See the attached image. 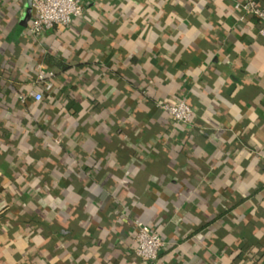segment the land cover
<instances>
[{
	"label": "crops",
	"instance_id": "0c3cea01",
	"mask_svg": "<svg viewBox=\"0 0 264 264\" xmlns=\"http://www.w3.org/2000/svg\"><path fill=\"white\" fill-rule=\"evenodd\" d=\"M236 1L84 0L35 37L0 0V264H143L136 219L158 264H264V37Z\"/></svg>",
	"mask_w": 264,
	"mask_h": 264
},
{
	"label": "built area",
	"instance_id": "2783aa9c",
	"mask_svg": "<svg viewBox=\"0 0 264 264\" xmlns=\"http://www.w3.org/2000/svg\"><path fill=\"white\" fill-rule=\"evenodd\" d=\"M234 7L240 12L238 20L246 21L255 17L261 22L259 33L264 37V5L258 0H237ZM34 17L29 26V32L39 37L44 31L56 26H69L74 20L86 16L84 0H32ZM54 71L45 68L43 63H37L35 69L36 81L43 84L42 90H32L30 95L36 100H41L45 92L54 88ZM158 106L165 110L177 125L192 124L194 110L183 98L173 101L160 102ZM136 231L134 234V253L143 264H158L159 256L165 247V240L161 233L144 223L135 220Z\"/></svg>",
	"mask_w": 264,
	"mask_h": 264
},
{
	"label": "water",
	"instance_id": "95a60500",
	"mask_svg": "<svg viewBox=\"0 0 264 264\" xmlns=\"http://www.w3.org/2000/svg\"><path fill=\"white\" fill-rule=\"evenodd\" d=\"M27 7H28V15L24 19L23 23H26V20L28 19L29 15H30V11L32 9V0H27Z\"/></svg>",
	"mask_w": 264,
	"mask_h": 264
},
{
	"label": "trees",
	"instance_id": "16d2710c",
	"mask_svg": "<svg viewBox=\"0 0 264 264\" xmlns=\"http://www.w3.org/2000/svg\"><path fill=\"white\" fill-rule=\"evenodd\" d=\"M62 69L64 70L65 67H63ZM54 73H55V74H54V77H53L52 81H53V82H56V81H55V77H56L57 71L55 70ZM165 102H167V101H165ZM191 107H192V106H191ZM193 110H194V109H193ZM183 126H184V125H183Z\"/></svg>",
	"mask_w": 264,
	"mask_h": 264
}]
</instances>
